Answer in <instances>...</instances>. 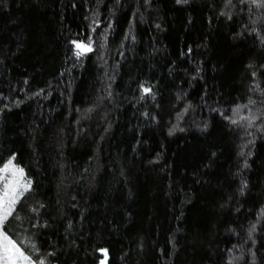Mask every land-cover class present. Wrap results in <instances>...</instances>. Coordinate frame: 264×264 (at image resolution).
I'll use <instances>...</instances> for the list:
<instances>
[{"label":"trees","instance_id":"16d2710c","mask_svg":"<svg viewBox=\"0 0 264 264\" xmlns=\"http://www.w3.org/2000/svg\"><path fill=\"white\" fill-rule=\"evenodd\" d=\"M233 4L0 0V165L15 152L32 180L4 230L39 247L34 260L264 264V133L220 115L264 111V43L244 27L264 35V8ZM94 13L100 33L114 22L106 41ZM89 34L77 60L70 41Z\"/></svg>","mask_w":264,"mask_h":264},{"label":"snow or ice","instance_id":"6c2138e0","mask_svg":"<svg viewBox=\"0 0 264 264\" xmlns=\"http://www.w3.org/2000/svg\"><path fill=\"white\" fill-rule=\"evenodd\" d=\"M98 3H102L103 0H97ZM121 0H116V4H120ZM143 3L146 5H151L152 0H143ZM188 0H176L177 5L181 4H187ZM238 3L240 5H243V7L240 8V11L243 12L245 9H247L249 12H251L252 8H264V0H238ZM76 5L73 4V7ZM225 7H235L233 4V0H225ZM139 9H137V12ZM115 14L114 12L112 13ZM221 15H225L226 13L221 12ZM135 15V13H134ZM228 19H233V16L229 13ZM87 19V17H86ZM261 24H264V13H261ZM102 23L97 13L93 14V20L92 24L90 25V31L91 33H97L102 41L107 40V32L108 29H112L114 27V22L109 19L107 21V28L103 33H100L99 26ZM256 21L253 20L252 24L255 25ZM159 27V25H157ZM246 30L250 33H254L256 35L260 36L261 42L264 43V35H261L260 32L256 27H249L248 25L244 26ZM131 35L132 40H135L136 37L132 35L131 28H129L128 31L125 32V39L128 38V36ZM70 43L74 46L73 47V55L79 60L81 57L85 56L86 54L93 52L95 50V40L93 35L89 34L87 36V40L81 38V39H73L70 41ZM103 46L102 44L100 45ZM187 51L189 53L192 52V47L189 46ZM181 55H184L182 52ZM260 69L264 70V65H260ZM199 71V69L197 70ZM261 75H264V71H261ZM252 76H257V71L252 72ZM25 83H27V80H25ZM110 87V85H109ZM140 90V99L144 100L146 96H152L155 98L156 92L153 91V86L150 85L148 82H142L138 85ZM264 92V89L261 90ZM40 92H43V89L40 90ZM37 93H33V95H36ZM180 97H178L179 99ZM203 100V97H201ZM19 103V102H17ZM249 104H255L256 101L249 98ZM261 104H264V101H261ZM5 108H8V105L4 106ZM191 107V104L186 106L184 111H187L188 108ZM241 107L247 108L248 105H237L236 108L231 109L233 112V116L227 115L224 111H220V115L225 119L229 121L230 125H237L240 127H243L245 129L244 134L246 136H252L253 133L247 131V128L256 127L258 131L264 133V111L257 110L259 112V115L256 113H252L251 109H249V112L251 113L248 116H238L237 110ZM91 110V109H89ZM0 111H3V109H0ZM210 111H217V109H210ZM145 115H148V113H145ZM235 117V118H234ZM243 121H246V126L242 123ZM258 122V123H257ZM174 126L172 129H169V134H172L173 131H175ZM197 127H200V125H197ZM208 124L204 123L203 128H207ZM183 131V129H181ZM249 146L254 147V139L248 140L246 143L241 145L240 152L238 153L239 156L243 157V166L245 168L249 167L248 157L253 155V152L251 150L245 152V148H249ZM16 153H11L8 160L4 161L2 165H0V264H44V258L41 257L39 260H34L32 255H30L28 252L25 251L23 247H21L16 240L12 238L6 232L4 229L6 227V221H8L9 217H14V213L16 210V205L21 197L24 196L25 192L32 190V180L25 175V169L20 164L14 163V157H16ZM215 155V153H213ZM247 187V181H242L241 187L239 189L240 193L243 194L245 189ZM43 207V205H41ZM33 211H39V209H33ZM15 218V217H14ZM37 225H32V227H36ZM41 227H46L47 222H45L44 225H40ZM256 230L255 224L251 225L248 231V236L251 239L252 233ZM254 242V241H253ZM234 247H236L234 245ZM33 249L36 253L40 252V248L33 245ZM102 252H106V249H100ZM48 255L54 257L55 253H49ZM49 264H51V261H49ZM103 264V262H102Z\"/></svg>","mask_w":264,"mask_h":264},{"label":"rangeland","instance_id":"374dc122","mask_svg":"<svg viewBox=\"0 0 264 264\" xmlns=\"http://www.w3.org/2000/svg\"><path fill=\"white\" fill-rule=\"evenodd\" d=\"M15 163V162H14ZM2 165V164H1ZM26 193V192H25ZM21 199V198H20ZM20 201V200H19ZM19 201H18V203H19ZM17 234V233H16ZM18 235V239L21 241L20 243H21V245H22V247L24 248V249H26V250H28L29 252H30V254L33 256L34 254L33 253H35V251H34V249H33V243L31 242V240H29L28 238H26L25 236H23V235H19V234H17ZM20 245V246H21ZM33 252V253H32ZM103 254H104V256H103V258L101 259V261H100V263L99 264H102V262H103V264H105V261H106V252H102ZM45 264V263H44Z\"/></svg>","mask_w":264,"mask_h":264}]
</instances>
